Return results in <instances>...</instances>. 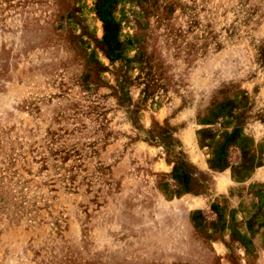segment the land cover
Returning <instances> with one entry per match:
<instances>
[{
	"label": "rangeland",
	"instance_id": "obj_1",
	"mask_svg": "<svg viewBox=\"0 0 264 264\" xmlns=\"http://www.w3.org/2000/svg\"><path fill=\"white\" fill-rule=\"evenodd\" d=\"M0 264H264V0H0Z\"/></svg>",
	"mask_w": 264,
	"mask_h": 264
}]
</instances>
